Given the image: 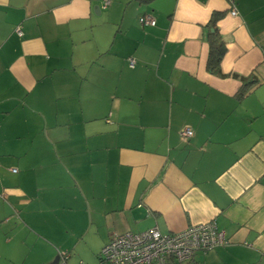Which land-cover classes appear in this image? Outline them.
Returning <instances> with one entry per match:
<instances>
[{
	"label": "crops",
	"instance_id": "crops-1",
	"mask_svg": "<svg viewBox=\"0 0 264 264\" xmlns=\"http://www.w3.org/2000/svg\"><path fill=\"white\" fill-rule=\"evenodd\" d=\"M209 220L182 264H264V0H0V264Z\"/></svg>",
	"mask_w": 264,
	"mask_h": 264
},
{
	"label": "built area",
	"instance_id": "built-area-1",
	"mask_svg": "<svg viewBox=\"0 0 264 264\" xmlns=\"http://www.w3.org/2000/svg\"><path fill=\"white\" fill-rule=\"evenodd\" d=\"M108 1L104 3L107 5ZM232 15L236 14L234 8ZM141 25H155V19L149 14L139 18ZM16 32L21 35L20 26ZM133 66L134 60L128 59ZM189 138L192 130L189 127L181 131ZM228 242L224 232L218 229L215 221L195 223L177 232L162 233L156 227L133 233H117L100 249L97 264H182L190 261L198 251H208L224 246ZM59 264H67L68 254L58 252Z\"/></svg>",
	"mask_w": 264,
	"mask_h": 264
},
{
	"label": "trees",
	"instance_id": "trees-1",
	"mask_svg": "<svg viewBox=\"0 0 264 264\" xmlns=\"http://www.w3.org/2000/svg\"><path fill=\"white\" fill-rule=\"evenodd\" d=\"M221 13L214 12L207 24L206 41L208 43V56L206 60V69L211 74L224 76L221 71V60L225 54V42L219 33L218 27L216 25ZM233 76L238 77L242 82L241 88L239 90V95H244L249 86L256 83V80L250 77H243L233 74Z\"/></svg>",
	"mask_w": 264,
	"mask_h": 264
},
{
	"label": "rangeland",
	"instance_id": "rangeland-1",
	"mask_svg": "<svg viewBox=\"0 0 264 264\" xmlns=\"http://www.w3.org/2000/svg\"><path fill=\"white\" fill-rule=\"evenodd\" d=\"M90 217H88L87 213V220H89ZM89 221H87L88 223ZM86 243L83 253L80 256H74L75 254L71 255V260H68V264H79L80 262H83L85 264H97V255L102 247V245H99L100 241L97 237L93 236V232H89L86 236ZM84 244V243H82ZM98 247V250H96ZM36 248V247H35ZM0 254L2 252L0 251ZM3 256L0 255V262L4 263L5 260L2 258ZM18 261L15 264H28L29 262H23L21 258H17ZM32 260V259H31Z\"/></svg>",
	"mask_w": 264,
	"mask_h": 264
}]
</instances>
